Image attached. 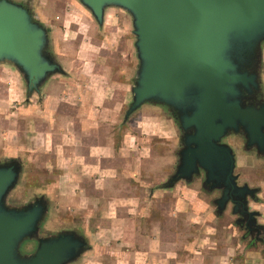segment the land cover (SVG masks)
<instances>
[{
  "label": "water",
  "instance_id": "95a60500",
  "mask_svg": "<svg viewBox=\"0 0 264 264\" xmlns=\"http://www.w3.org/2000/svg\"><path fill=\"white\" fill-rule=\"evenodd\" d=\"M102 27L108 9L132 18L139 68L125 120L146 104L175 114L184 132L176 173L166 182H192L204 174V187L220 190L222 214L229 203L246 228L264 233L261 213L250 211L258 189L238 184L236 158L223 143L243 133L248 148L264 151V104H247L261 90L257 67L264 42V0H80ZM48 31L32 12L0 0V65L13 66L27 86L28 99L41 93L62 65L47 52ZM252 100V99H251ZM18 160L0 163V264H70L87 250L86 239L68 231L41 238L30 256L21 245L38 234L47 214L44 197L28 206L9 207L18 183ZM260 237V236H259ZM258 240L262 241L260 237Z\"/></svg>",
  "mask_w": 264,
  "mask_h": 264
},
{
  "label": "crops",
  "instance_id": "0c3cea01",
  "mask_svg": "<svg viewBox=\"0 0 264 264\" xmlns=\"http://www.w3.org/2000/svg\"><path fill=\"white\" fill-rule=\"evenodd\" d=\"M112 11L113 35L128 34L131 23ZM79 54L32 99L18 71L0 65V160L45 157L58 174L56 201L95 222L92 263L264 264L261 246L229 241L198 190L163 181L175 161L159 147L175 144L169 111L146 104L126 123L131 68L109 77L93 53Z\"/></svg>",
  "mask_w": 264,
  "mask_h": 264
},
{
  "label": "rangeland",
  "instance_id": "374dc122",
  "mask_svg": "<svg viewBox=\"0 0 264 264\" xmlns=\"http://www.w3.org/2000/svg\"><path fill=\"white\" fill-rule=\"evenodd\" d=\"M15 3L24 5L33 14L36 22L42 24L48 31V48L47 52L63 67L66 63L74 64V57L87 56L88 53H93L97 58L96 61L102 63L104 69L108 71L109 77H117V71H122V68H131V82L134 85L136 74L139 68V60L135 48V37L133 35L132 18L126 12L117 8H110L107 11L118 10L127 18L132 27L128 34L113 35L111 32L114 28L113 19L119 17L115 13H109L108 26L100 27L94 19L92 13L82 5L80 0H11ZM113 12V11H112ZM120 12V13H121ZM88 23V24H87ZM124 33V32H123ZM122 35H124L122 37ZM108 38V42H106ZM58 52V53H57ZM79 54V55H80ZM61 56L62 61L59 59ZM260 63L257 67L260 76L261 88L264 91V42L261 44ZM101 67V66H100ZM122 74H119V76ZM124 75V74H123ZM124 77V76H120ZM22 78V77H21ZM23 81V90L27 94V86ZM28 98V96H27ZM155 105V104H154ZM145 106V105H144ZM143 106V107H144ZM142 109V108H141ZM139 109L138 111H140ZM126 109L124 115L126 116ZM136 111L134 114H137ZM170 114H173L169 111ZM132 114V116L134 115ZM174 115V114H173ZM124 116V119H125ZM131 116V117H132ZM125 120L128 123L131 119ZM173 126L176 131L175 144L166 145L160 144V153L162 155L173 156L175 158L172 168L165 173L163 181L166 182L176 173L179 164V152L183 148L182 138L184 135L180 123L176 115L173 116ZM234 134V133H232ZM243 134V133H240ZM234 134V135H240ZM231 135V134H229ZM246 137V136H245ZM229 138V139H228ZM226 140L231 142L236 158L235 174H239V185L247 184L250 188L258 189L259 193L255 202L249 204L250 211L261 213V217L257 219V223L264 225V151L256 154L248 145L243 144L244 140L237 137H227ZM247 140V138H246ZM172 147V148H171ZM166 152V153H165ZM18 160L21 164V172L18 183L7 196L6 203L9 207H23L33 204L36 199L44 197L48 202L47 214L44 221L41 223L40 230L37 235L27 239L22 245L20 252L23 256L32 255L38 248V241L41 238L57 236L63 232H74L86 239L88 246L87 250L76 261L70 264H96L92 263L93 255L92 232L87 227H94L91 223L92 219L84 216L76 215L73 210H66L68 203L56 201L58 197V188L55 187L58 174L51 173L45 165V157L36 155L31 160L24 157ZM12 160H0V163ZM185 184L198 190L200 195L204 196L213 211L219 219L217 225L227 227L225 232L230 234L229 241L235 242H252L263 248L264 251V233L252 234L248 229L239 224L240 216L233 212L234 205L229 203L222 214L217 213L215 201L221 197L220 190L211 191L208 187H204V175L196 176L192 182L179 181L177 184ZM175 186V185H174ZM216 216V217H217ZM220 228V227H219ZM222 228V227H221ZM220 228V229H221ZM225 229V228H224ZM222 230V229H221ZM249 233V234H247ZM223 234H225L223 232ZM259 236L263 239L258 240Z\"/></svg>",
  "mask_w": 264,
  "mask_h": 264
},
{
  "label": "flooded vegetation",
  "instance_id": "af4514ba",
  "mask_svg": "<svg viewBox=\"0 0 264 264\" xmlns=\"http://www.w3.org/2000/svg\"><path fill=\"white\" fill-rule=\"evenodd\" d=\"M252 99V100H251ZM250 99V97H246V102H247V104H253V105H255L257 108L258 107H260L261 105H263L264 104V91H263V88H261V90L259 91V92H257V93H255V95H254V97H252ZM227 137H230V139H232V137H239V138H241V139H243L244 140V142H243V144L245 145V148H246V144H247V140H246V137H245V135L244 134H240V135H234V134H231V135H228V136H226L224 139H223V143H225V144H232L230 141L228 142L227 140H226V138ZM229 139V138H228ZM230 146V145H229ZM252 151H254L256 154H259L260 155V153H262L261 152V150H260V148L258 147V145L256 144V145H254L252 148ZM264 153V152H263ZM204 175V174H203ZM237 175V174H236ZM238 181H239V179H240V176H239V174H238ZM238 184H240V183H238ZM243 185H245V184H243ZM243 185H240V186H243ZM240 219V218H239ZM239 224L240 225H242V226H244L245 228H246V224H245V222L243 221V220H239ZM249 233H251L250 231H248ZM249 233H247V234H249ZM252 234H258V233H256V232H253ZM260 238V237H259Z\"/></svg>",
  "mask_w": 264,
  "mask_h": 264
},
{
  "label": "trees",
  "instance_id": "16d2710c",
  "mask_svg": "<svg viewBox=\"0 0 264 264\" xmlns=\"http://www.w3.org/2000/svg\"><path fill=\"white\" fill-rule=\"evenodd\" d=\"M125 69H127V72L130 71V68H125ZM128 73H129V72H128ZM170 115L172 116V119H174L173 116H174L175 114H174V115H173V114H170Z\"/></svg>",
  "mask_w": 264,
  "mask_h": 264
}]
</instances>
